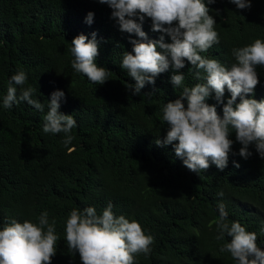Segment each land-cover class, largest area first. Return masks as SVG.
Segmentation results:
<instances>
[{
    "label": "trees",
    "instance_id": "1",
    "mask_svg": "<svg viewBox=\"0 0 264 264\" xmlns=\"http://www.w3.org/2000/svg\"><path fill=\"white\" fill-rule=\"evenodd\" d=\"M203 2L220 41L200 53L205 58L230 69L232 49L264 41V0H250L251 7L244 10L229 0ZM90 12L91 25L86 23ZM141 26L148 40L164 35L152 30L148 17ZM92 33L98 43L94 62L109 72L102 85L71 67L72 40L81 34L91 40ZM131 40L139 37L121 32L112 9L98 0H0V230L12 219L38 224L47 211L58 237L52 264H82L79 253L68 249L66 220L73 209L94 207L101 215L111 203L115 216L135 220L153 237L151 251L137 254L135 264H236L230 253L220 252L231 238L216 239L213 221L223 202L227 221L256 233V244L264 251V159L254 145L249 146L252 155L242 158V145L231 133L227 167L220 170L209 161L210 167L198 174L187 169L175 155L178 141L163 145L169 130L163 108L182 92L171 84L172 75H185L186 87L203 80L193 78L185 61L179 73L170 66L154 85L145 84L133 95L129 85L134 90L136 82L121 67L123 53H132ZM164 42L171 43L170 37L164 35ZM19 71L27 76L23 87L34 89L33 99L45 105V112L26 102L3 107L9 81ZM256 72L259 83L245 98L259 102L264 100V66ZM57 90L65 93L59 111L76 120L68 146L64 133L43 132L47 102ZM230 98L225 89L223 103L214 92L205 103L222 118Z\"/></svg>",
    "mask_w": 264,
    "mask_h": 264
},
{
    "label": "clouds",
    "instance_id": "2",
    "mask_svg": "<svg viewBox=\"0 0 264 264\" xmlns=\"http://www.w3.org/2000/svg\"><path fill=\"white\" fill-rule=\"evenodd\" d=\"M112 9V18L121 32L135 34L139 40H131L132 53L122 56V69L135 80L129 85L133 95H139L145 84H155L156 77L166 72L170 66L176 73L185 68V61L191 67L193 78L202 83L192 87L183 86L185 75L174 74L171 84L182 92L175 101L167 102L163 108V120L169 125L163 145H174L175 155L183 159L184 166L191 172L199 173L210 167L209 161L218 169L227 167L229 152L232 148L231 133L242 145L239 155L248 159L252 152L249 146L264 159V100L245 98L254 94L259 83L257 66H264V41L257 39L251 45L232 49L235 59L229 68L218 60L205 58L200 53L207 52L218 44V32L214 30L216 21L209 15V8L203 0H98ZM216 0H207L214 4ZM237 9L251 7L250 0H229ZM93 13H88L86 23L91 25ZM148 17L152 30L167 35L171 43L164 42V35L158 41L148 40L142 30V22ZM139 19L141 23H137ZM147 41V42H141ZM74 57L71 67L76 73L83 74L92 84L102 85L107 81L109 72L97 67L98 55L96 33L92 39L81 34L71 42ZM161 51H158L157 49ZM134 53V54H133ZM203 73V76H202ZM27 80L25 72L19 71L9 81L3 107L11 109L14 104L26 102L34 109L45 112V105L33 99L34 89L24 88ZM19 95H17V87ZM225 89L231 94L223 106L222 118L215 106L205 103L215 93L218 103H223ZM151 96L152 93L147 94ZM63 91H54L47 102V112L43 117V132L64 133L65 146L71 144V130L76 127L73 115L59 111L64 99ZM240 102L236 103L237 98ZM184 101L187 102L185 108ZM157 146L161 141H156ZM239 164L235 167L239 168ZM219 197L224 193L219 192ZM109 203L98 215L94 207L83 211L73 209L66 220V243L70 252H78L82 264H135L139 253L147 255L153 243L151 235H145L141 225L125 216L113 214ZM219 218L213 223L218 235L231 240L225 243L220 252H228L236 264H264V251L256 244V233L248 232L239 222L227 221L228 212L223 202L218 203ZM39 223H23L12 219L0 230V264H52L56 255L55 221L51 224L48 212H43Z\"/></svg>",
    "mask_w": 264,
    "mask_h": 264
}]
</instances>
